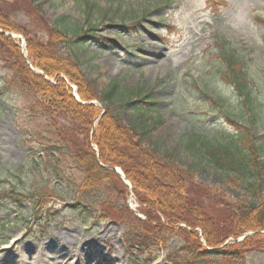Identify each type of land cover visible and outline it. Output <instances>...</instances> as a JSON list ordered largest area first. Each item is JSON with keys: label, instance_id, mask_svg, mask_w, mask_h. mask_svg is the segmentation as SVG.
<instances>
[{"label": "rangeland", "instance_id": "374dc122", "mask_svg": "<svg viewBox=\"0 0 264 264\" xmlns=\"http://www.w3.org/2000/svg\"><path fill=\"white\" fill-rule=\"evenodd\" d=\"M154 1L0 0V15L7 18L6 24L20 30L14 32L21 36L17 39L0 32V193L19 201L12 204L6 197L5 207L0 205V264H78L79 257L83 262L92 254L100 261L89 264H167L168 255L181 247L185 238L188 243L195 238L201 248L208 247L202 228L170 225L159 211L141 203L148 200L145 190L134 187L118 165H107L106 169L115 167L123 176L116 173L117 178L80 191L86 178L75 155L82 146V127L72 124L64 109H53L45 91L33 88L29 81L21 86L14 78V61L18 58L32 73L41 75L49 88L58 89L64 96L73 97L74 93L83 100L77 93V84L85 96L94 94L86 100L95 101L93 106L98 108L87 140L96 156L99 148L93 134L104 115L96 98L99 92L113 82L121 91H128L127 98L131 97L130 89L150 91L156 101L150 114L161 123L151 128L146 143L150 145L162 135L166 140L163 146L176 148L178 163L185 168L191 160L186 154L192 149V139L216 126L229 129L224 118H207L209 113H202L207 100L197 98L194 91L224 102V108H236V94L220 78L214 64L212 52L216 39H221L244 64V74L254 90L253 104L261 112L255 119L253 134L261 136L258 142L264 139V24L253 20L254 15L264 19V0H229L220 12H214L206 0H171L173 5L163 11L154 10ZM140 18L132 33L121 27ZM157 22L175 25L171 33L163 29L161 35L168 37L166 42L159 38ZM78 24L92 25L104 39L86 34L84 47L77 48V52L68 42H57V27L72 35ZM0 29L12 31L6 26ZM108 41L112 44L107 45ZM205 45L209 53L200 51ZM28 46L40 50L45 47L42 51L47 50L48 60L59 58L54 63L59 70L52 76L44 75L30 63ZM126 47L128 52L123 54L120 50ZM130 51L144 60H134ZM212 64V71L206 72ZM125 110L124 122L129 127L132 110ZM72 126L76 127L74 133L70 131ZM213 170L208 166L197 170L194 180L234 200L239 190L226 187L225 174ZM29 194L43 197L28 198ZM104 208L111 214L118 211L119 219L111 215L102 218ZM219 217L224 218L223 214ZM124 227L147 233L148 240L132 245ZM255 232L232 234L212 246L226 249L230 257L210 256L206 261L264 264V228ZM239 246L241 258L235 257Z\"/></svg>", "mask_w": 264, "mask_h": 264}, {"label": "trees", "instance_id": "16d2710c", "mask_svg": "<svg viewBox=\"0 0 264 264\" xmlns=\"http://www.w3.org/2000/svg\"><path fill=\"white\" fill-rule=\"evenodd\" d=\"M162 2L163 0L155 1L154 7H159ZM140 19H136L131 24L137 23ZM6 23H8L7 18L0 15V26L10 27V30L20 32ZM55 31L59 35L57 42H68L74 52H77V48L84 47L81 42L83 35H96V28L92 25L78 24L74 26L72 35L67 34L63 28L57 27ZM224 43L222 41L218 46L220 65L217 66L220 74H223L221 77L231 82L234 92L238 94L235 101L236 108L233 111L224 108V102L212 101L217 106H221L219 108L237 125V129L235 134L223 133L219 139L213 138V134L208 135L207 132L205 135L195 136L196 138L190 143L192 149L186 154L191 160L185 168L178 163L179 154L176 148L163 146L166 140L162 135L154 139L150 145L146 143V137L152 130L151 128L161 123L159 118H154L150 114L152 106L155 105L151 94H142L140 90L130 89L131 97L127 98L128 91H121L118 84L110 83L98 96L95 95L104 108V115L98 122L97 133L93 134L94 141L99 148L100 162L106 165H118L126 177L133 182L134 187L145 190L148 200H145L146 202L140 200V202L159 211L160 216H163L170 225L184 224L188 228H202L206 243L211 247L232 234L245 231L255 233V230L264 228V186H262L264 139L256 142L258 139L253 134L255 119L261 112L259 113V109L256 110L253 104L255 102L254 90L244 74L240 57L234 51L227 50ZM43 48L45 47H41L40 50L28 46L27 54L33 66L42 70L44 75L52 76L59 70L54 65L59 58L50 54L54 60H48L46 55L48 52L46 49L42 51ZM52 49L51 51L57 53L54 48ZM13 73L17 84L23 86L25 81L32 82L33 88L45 91L50 96V106L53 109H64L72 124L77 123L82 127L84 136L82 146H75V149L78 147V151L76 150L78 156L75 155V161L82 166L86 178L80 191L88 185H97L117 178L113 171L104 169L98 164L95 154L88 148L87 138L91 130V122L97 115L98 108L93 105H82L69 94L64 96L63 92L58 89L52 90L44 78L32 73L21 59H15ZM77 87V93L83 100L86 101L93 97L92 93L85 96V91L79 84ZM137 97L138 99H135ZM126 107L132 110V121L129 127L125 126L124 122ZM70 131L74 133L76 127L72 126ZM58 153L60 154L59 151ZM202 161H205L204 165H201ZM207 166L214 169V172L219 171L225 174L226 187L231 186L239 190V195L234 200L228 199L223 191L207 187L194 180L195 172L202 171ZM0 196H2L1 201L7 197L10 201L19 202L17 197L12 198L5 192L0 193ZM34 196L36 195H27L28 198ZM36 197L41 199L43 196L37 195ZM124 206L126 210V205ZM103 211L105 214L101 216L102 218L110 215L115 219L120 217L118 211L112 214L106 208ZM146 213L149 216L150 212L146 210ZM221 214L224 216L223 219L219 217ZM230 222L233 223L231 226H224ZM120 224L126 226L123 222ZM128 229L127 231L124 227L132 245H140L148 240L147 233L143 234L133 228ZM179 230L185 232L184 229L179 228ZM226 253V249L209 253L208 250L200 247V243L195 238L191 237L190 243L185 238L181 247L177 248L172 255H168V260L170 264H208L206 258L211 255L230 257ZM240 253L239 246L235 257L241 258Z\"/></svg>", "mask_w": 264, "mask_h": 264}, {"label": "bare ground", "instance_id": "6f19581e", "mask_svg": "<svg viewBox=\"0 0 264 264\" xmlns=\"http://www.w3.org/2000/svg\"><path fill=\"white\" fill-rule=\"evenodd\" d=\"M16 37H18V35H16ZM93 245H97V244H93ZM98 246V245H97ZM95 248V246H92V249H94ZM85 258H86V260L85 261H81V260H78L79 262H78V264H83V263H85L86 262V264H89L90 262H92L93 260H95L96 258H94V259H87V257L85 256ZM79 259H81V258H79Z\"/></svg>", "mask_w": 264, "mask_h": 264}, {"label": "water", "instance_id": "95a60500", "mask_svg": "<svg viewBox=\"0 0 264 264\" xmlns=\"http://www.w3.org/2000/svg\"><path fill=\"white\" fill-rule=\"evenodd\" d=\"M110 169H112L115 172H118V170L115 167H111ZM119 173V172H118Z\"/></svg>", "mask_w": 264, "mask_h": 264}]
</instances>
